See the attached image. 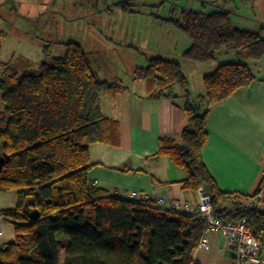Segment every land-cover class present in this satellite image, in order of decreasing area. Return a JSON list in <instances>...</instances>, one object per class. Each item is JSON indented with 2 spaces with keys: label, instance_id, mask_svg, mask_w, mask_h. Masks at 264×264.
Returning a JSON list of instances; mask_svg holds the SVG:
<instances>
[{
  "label": "trees",
  "instance_id": "obj_1",
  "mask_svg": "<svg viewBox=\"0 0 264 264\" xmlns=\"http://www.w3.org/2000/svg\"><path fill=\"white\" fill-rule=\"evenodd\" d=\"M180 14L170 21L192 42L186 59L211 63L222 51L255 62L264 58V29L235 26L231 11ZM65 47L61 57L51 58L46 49L39 63L8 64L0 78V192L18 196L15 208L2 211L15 224L17 238L0 247V259L5 264H200L193 254L206 222L154 201L109 196L91 181V146L112 144L120 135V124L103 114L101 99L127 87L121 80H102L80 44ZM133 79L147 83L150 98L175 102L180 91L185 100L187 126L179 139L162 138L155 157L166 156L186 170V189L196 193L203 186L217 213L246 220L264 245V213L245 206L249 197L221 191L204 160L210 113L253 83L249 64L219 65L204 77L205 94L194 100L175 60L152 58ZM61 233L68 240L63 263Z\"/></svg>",
  "mask_w": 264,
  "mask_h": 264
},
{
  "label": "crops",
  "instance_id": "obj_2",
  "mask_svg": "<svg viewBox=\"0 0 264 264\" xmlns=\"http://www.w3.org/2000/svg\"><path fill=\"white\" fill-rule=\"evenodd\" d=\"M176 1L182 4L180 11L213 12L224 8L232 12V21L237 27L254 32L264 29V0ZM186 40L184 45H181L182 40L171 43V51L179 53L177 57L181 59L177 60L175 56L160 58L181 64L194 100L205 94L206 75L221 64L234 62L232 56L240 55L222 51L211 63L193 62L184 57L192 46L190 39ZM246 64L256 79L248 88L212 109L204 160L221 191L251 199L264 189V58L258 62L248 59ZM135 70L128 82L119 76L107 79L121 80L127 87L117 96H103L101 99L103 114L120 124V135L112 144L91 146L94 167L90 179L112 197L131 200V193L146 192L154 198L190 203L195 207L196 193L186 189L183 183L188 177L187 171L166 156L155 157L161 139H179L188 124L182 93L178 92L180 97L175 102L150 98L147 83L133 79ZM2 108L3 102L0 104ZM17 202L16 192H0V247L16 241L15 224L5 218L2 211L15 208ZM254 207L264 213V199L257 201ZM208 237L210 251L194 252L193 258L200 264H233V247L217 234H208ZM58 239L62 243L60 261L63 263L68 240L62 233L58 234Z\"/></svg>",
  "mask_w": 264,
  "mask_h": 264
},
{
  "label": "rangeland",
  "instance_id": "obj_3",
  "mask_svg": "<svg viewBox=\"0 0 264 264\" xmlns=\"http://www.w3.org/2000/svg\"><path fill=\"white\" fill-rule=\"evenodd\" d=\"M181 6L176 0H0V78L8 64L39 63L46 49L61 57L74 42L90 54L102 80L128 82L152 58L181 59L171 43L189 38L170 21L180 19Z\"/></svg>",
  "mask_w": 264,
  "mask_h": 264
},
{
  "label": "built area",
  "instance_id": "obj_4",
  "mask_svg": "<svg viewBox=\"0 0 264 264\" xmlns=\"http://www.w3.org/2000/svg\"><path fill=\"white\" fill-rule=\"evenodd\" d=\"M131 199L150 202L171 212L185 213L195 216L206 222L207 230L195 250L210 251L211 243L208 234H217L226 240L235 251L233 264H264V245L254 237V234L246 220H234L217 213L213 207L211 196L205 192L203 186L196 191L197 204L194 207L190 203L180 201H167L164 198H154L149 193H131ZM264 199V189L253 196L246 207L253 208L255 203Z\"/></svg>",
  "mask_w": 264,
  "mask_h": 264
},
{
  "label": "water",
  "instance_id": "obj_5",
  "mask_svg": "<svg viewBox=\"0 0 264 264\" xmlns=\"http://www.w3.org/2000/svg\"><path fill=\"white\" fill-rule=\"evenodd\" d=\"M2 164H3V159H0V168L2 167ZM33 216H34L35 218L38 217L36 214H33ZM0 264H5V263L0 259Z\"/></svg>",
  "mask_w": 264,
  "mask_h": 264
}]
</instances>
